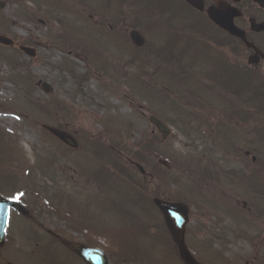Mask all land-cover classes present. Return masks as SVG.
Instances as JSON below:
<instances>
[{
    "label": "rangeland",
    "instance_id": "374dc122",
    "mask_svg": "<svg viewBox=\"0 0 264 264\" xmlns=\"http://www.w3.org/2000/svg\"><path fill=\"white\" fill-rule=\"evenodd\" d=\"M151 2L9 0L0 10V34L15 41L0 45V166L26 187L16 193L26 209L39 208L41 235L60 237L37 243L34 226L20 222L23 239L11 234L0 264H83L61 241L75 239L99 246L110 264H184L151 203L158 192L189 207L186 243L202 264H264V62L251 66L254 52L240 45L234 53L191 8L179 13L189 28L173 29V11L151 9ZM238 6L251 7L245 1ZM132 26L145 37L141 48L130 41ZM252 40L264 53V35ZM173 44L180 50L174 53L188 52L197 64L190 83H180L183 75L175 72L187 61L169 60ZM19 45L35 48V56ZM227 59L246 74L236 96L199 82ZM39 82L53 91L46 93ZM195 100L212 107L200 105L195 113ZM150 115L172 128L167 141ZM49 125L74 135L79 147L64 146ZM147 143L152 147L143 164L131 151ZM115 158L126 175H116ZM145 179L149 191L140 189V202L128 180L144 187ZM4 188L14 193L9 184ZM79 224L90 228L80 231Z\"/></svg>",
    "mask_w": 264,
    "mask_h": 264
},
{
    "label": "water",
    "instance_id": "95a60500",
    "mask_svg": "<svg viewBox=\"0 0 264 264\" xmlns=\"http://www.w3.org/2000/svg\"><path fill=\"white\" fill-rule=\"evenodd\" d=\"M236 2L240 0H235ZM257 4L264 7V0H254ZM188 2L193 6L197 7L199 10H204L203 6V0H195L193 2L192 0H188ZM5 4L0 1V8H4ZM209 17L220 27H223L226 31H229L231 34L235 35L236 37H240L244 42L247 41V37L245 36V32L235 26L234 24V18L239 17L240 11L237 10L234 7L231 6H221V7H210L208 10ZM251 28L254 31L261 32V30H264V23H257L254 19H251ZM132 41L139 47H142V45L145 43L144 37L138 32L133 31L131 33ZM0 43L5 45H12L13 41H11L6 36L0 35ZM248 44V43H247ZM248 46H251L248 44ZM23 50H25L28 54L34 55V51L31 48L22 47ZM257 56V55H255ZM43 89L47 91H51L52 88L46 84L42 83ZM150 122L158 128L159 132L162 134L163 140L168 139V135L170 134L169 127H166L164 123L156 116H150ZM48 130L53 132L61 141L65 142L68 146H72L74 148H77L79 146L78 141L76 139L68 134L65 131L55 129L53 127H47ZM161 162L165 165H168L166 161L161 160ZM154 203L159 207L161 210V213H163L165 218V224H167V227L170 231V234L172 235L176 245H178L179 249V256H181V259L186 264H200L197 259L192 255L190 252L188 246L186 245V234L185 230L187 228V222L189 219V212L188 207L184 205L183 203H174V202H166L164 200L155 199ZM13 205L15 208H18V205L14 202H8L7 206L5 207V211L0 215V242L3 241V237L5 235V229L7 224V215L9 211V206ZM22 210V209H21ZM24 211V210H22ZM3 243V242H2ZM71 247L75 252H77L83 260L86 261L88 264H109V261L105 255V253L101 249H96L93 247L85 246L82 244H71ZM13 264V263H11Z\"/></svg>",
    "mask_w": 264,
    "mask_h": 264
},
{
    "label": "flooded vegetation",
    "instance_id": "af4514ba",
    "mask_svg": "<svg viewBox=\"0 0 264 264\" xmlns=\"http://www.w3.org/2000/svg\"><path fill=\"white\" fill-rule=\"evenodd\" d=\"M7 1H9V0H7ZM193 1L195 2V0H193ZM243 1L249 3L251 7L249 8V10L248 9H244V10L241 9V12H242L241 15L242 16H240L239 18H235V20H234L235 25L240 27V28H242L245 31L246 36L248 37V39L250 37L252 38L253 35H261V34L264 35V32H261V33L253 32L250 29V26H249L250 19L252 17H254L257 22H264V9L259 7L257 4L253 3L252 0H242L241 2H243ZM241 2H239V3H241ZM220 4H224V5L232 4V5H234L237 8L239 7V6H237L238 4L236 5L233 0H213L210 4H207L205 6L209 7V6H212V5H220ZM254 6H256L258 9H260L261 14H263L262 15L263 17L258 18V17H256L254 15V11H255L254 10ZM180 12H181V10L175 11L174 14H172V16L169 19V21L172 22L171 23V27L173 29L176 28L177 31L181 30V28L182 29H185V28L188 29L187 18H185V16H182L181 14H179ZM202 13H203V15L207 16L206 10L203 11ZM176 22L178 23V25H176L177 24ZM218 32L220 34H224V37H225L226 40H231V46H233L232 48H234V52L237 51L235 46L237 47V46H240V45H245L244 43L243 44H239L240 41L236 37L234 38L233 36L231 37V35L229 36V33L227 34V32H225L224 30L220 31L218 29ZM253 42L254 41L252 40V43ZM247 49L249 51H253L254 52V49L252 47L251 48L248 47ZM175 51H180V50L177 49L175 47V45L173 44V47L170 49V52H175ZM183 57L185 59L187 56H183ZM170 59H172L173 61L174 60H178L177 59V55L174 54V53L171 54V58ZM3 182H4L3 181V177H2V174L0 172V196L3 197L4 199H8V200L9 199H14V200L19 201V198L17 196H14V197L12 196L13 197L12 198V197H9V195L6 194L5 188L3 186ZM0 201H1V199H0ZM20 201L22 202V204L26 205V203H25V201L23 199H20ZM36 213H39V208H37L35 206H31L30 211H28L27 213L18 212L17 210L11 209V212L9 214V219H8L9 220L8 225L10 224V221L13 220L14 217H16L15 220H17L16 221L17 222V226H16V229H15L14 233H12L11 231L7 230L8 232H7V235H6L5 242L12 241L13 240V236H14V239H23L22 238V234H24L25 232H23L22 227L19 226L20 225L19 223H20V221L27 222L28 224H30L31 222H34V223L37 222V219H35L36 218V216H35ZM11 234L13 236H11ZM9 235H10V237H9ZM45 238H47V237L42 236L40 234H37V235H34L32 237V241H36V242L43 241ZM56 238H58V237H56ZM27 240H30V238L27 239ZM77 258H78V260H80L84 264L83 260H81L79 257H77Z\"/></svg>",
    "mask_w": 264,
    "mask_h": 264
},
{
    "label": "trees",
    "instance_id": "16d2710c",
    "mask_svg": "<svg viewBox=\"0 0 264 264\" xmlns=\"http://www.w3.org/2000/svg\"><path fill=\"white\" fill-rule=\"evenodd\" d=\"M155 4H157V0H156ZM244 79H245V77L242 78L243 81H245ZM149 146H150L149 143H147V145H145V144L141 145L140 146L141 150L131 151V154L136 158V160L138 159V160H141L142 162H145V159L147 158L146 157L147 147H149ZM150 147H152V144H151ZM115 161H116L115 165H116V167L118 169V172L120 174L121 173L126 174V171L123 169V167H124L123 162L122 161L120 162V161L116 160V158H115ZM176 182H177V180H176ZM145 185H146L145 188L148 189V186H147L148 183H146ZM125 256H126V258H128L129 254L126 253Z\"/></svg>",
    "mask_w": 264,
    "mask_h": 264
},
{
    "label": "bare ground",
    "instance_id": "6f19581e",
    "mask_svg": "<svg viewBox=\"0 0 264 264\" xmlns=\"http://www.w3.org/2000/svg\"><path fill=\"white\" fill-rule=\"evenodd\" d=\"M88 125H92L93 119H85Z\"/></svg>",
    "mask_w": 264,
    "mask_h": 264
},
{
    "label": "snow or ice",
    "instance_id": "6c2138e0",
    "mask_svg": "<svg viewBox=\"0 0 264 264\" xmlns=\"http://www.w3.org/2000/svg\"><path fill=\"white\" fill-rule=\"evenodd\" d=\"M5 211V208L3 205H0V212H4Z\"/></svg>",
    "mask_w": 264,
    "mask_h": 264
}]
</instances>
